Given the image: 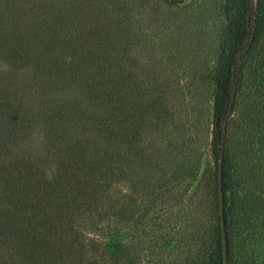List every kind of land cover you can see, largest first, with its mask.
I'll list each match as a JSON object with an SVG mask.
<instances>
[{
    "label": "rangeland",
    "instance_id": "1",
    "mask_svg": "<svg viewBox=\"0 0 264 264\" xmlns=\"http://www.w3.org/2000/svg\"><path fill=\"white\" fill-rule=\"evenodd\" d=\"M224 2L0 0V209L37 247L1 260L178 264L208 234ZM244 77L229 142L264 167V39Z\"/></svg>",
    "mask_w": 264,
    "mask_h": 264
},
{
    "label": "trees",
    "instance_id": "2",
    "mask_svg": "<svg viewBox=\"0 0 264 264\" xmlns=\"http://www.w3.org/2000/svg\"><path fill=\"white\" fill-rule=\"evenodd\" d=\"M223 11L227 18V31L214 106V132L219 152L213 187L216 217L207 235L196 232L195 246L178 264H225L219 197L220 162L229 264H264V167L252 147L241 155L229 142L247 64L264 39V0H225ZM18 113L14 110L12 116ZM54 117L59 118V122L58 113ZM22 119L15 118L8 131L16 133V126L24 122ZM3 211L0 209V246L6 245L10 256L16 254L14 252L19 256L25 252L32 254L37 247L36 243L29 241L34 237L27 239L28 244H23L28 235L21 227L14 233L9 227V216H3ZM21 212L23 210L19 209ZM8 238L14 241L9 242ZM0 264H6L5 258L0 259Z\"/></svg>",
    "mask_w": 264,
    "mask_h": 264
},
{
    "label": "water",
    "instance_id": "3",
    "mask_svg": "<svg viewBox=\"0 0 264 264\" xmlns=\"http://www.w3.org/2000/svg\"><path fill=\"white\" fill-rule=\"evenodd\" d=\"M219 197H220V214H221V226L224 244V262L229 264L228 249H227V236H226V223L224 217V192H223V174H222V162L219 167Z\"/></svg>",
    "mask_w": 264,
    "mask_h": 264
}]
</instances>
